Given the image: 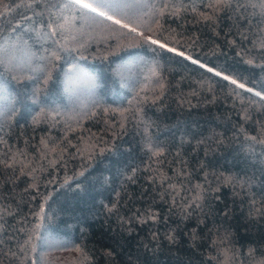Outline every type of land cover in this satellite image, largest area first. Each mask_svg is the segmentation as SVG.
<instances>
[{
  "label": "trees",
  "instance_id": "obj_1",
  "mask_svg": "<svg viewBox=\"0 0 264 264\" xmlns=\"http://www.w3.org/2000/svg\"><path fill=\"white\" fill-rule=\"evenodd\" d=\"M0 264H264V0H0Z\"/></svg>",
  "mask_w": 264,
  "mask_h": 264
},
{
  "label": "snow or ice",
  "instance_id": "obj_2",
  "mask_svg": "<svg viewBox=\"0 0 264 264\" xmlns=\"http://www.w3.org/2000/svg\"><path fill=\"white\" fill-rule=\"evenodd\" d=\"M76 2L79 3L80 0H76ZM83 7H89V5L84 4ZM116 22L119 23V21H116ZM181 55H182V53H181ZM240 87H244V85H240Z\"/></svg>",
  "mask_w": 264,
  "mask_h": 264
},
{
  "label": "rangeland",
  "instance_id": "obj_3",
  "mask_svg": "<svg viewBox=\"0 0 264 264\" xmlns=\"http://www.w3.org/2000/svg\"><path fill=\"white\" fill-rule=\"evenodd\" d=\"M74 84V83H73ZM75 85V84H74Z\"/></svg>",
  "mask_w": 264,
  "mask_h": 264
}]
</instances>
